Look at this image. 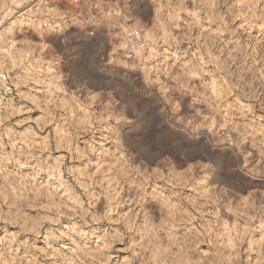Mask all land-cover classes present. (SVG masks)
<instances>
[{
	"label": "clouds",
	"instance_id": "9594fccd",
	"mask_svg": "<svg viewBox=\"0 0 264 264\" xmlns=\"http://www.w3.org/2000/svg\"><path fill=\"white\" fill-rule=\"evenodd\" d=\"M0 264H264V0H0Z\"/></svg>",
	"mask_w": 264,
	"mask_h": 264
}]
</instances>
